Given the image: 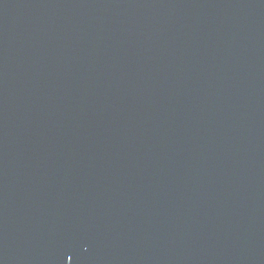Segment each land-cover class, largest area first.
Masks as SVG:
<instances>
[{"label": "water", "instance_id": "95a60500", "mask_svg": "<svg viewBox=\"0 0 264 264\" xmlns=\"http://www.w3.org/2000/svg\"><path fill=\"white\" fill-rule=\"evenodd\" d=\"M0 264H264V0H0Z\"/></svg>", "mask_w": 264, "mask_h": 264}]
</instances>
